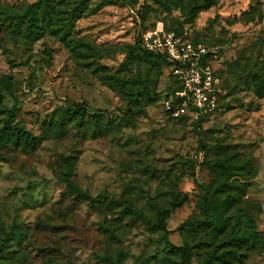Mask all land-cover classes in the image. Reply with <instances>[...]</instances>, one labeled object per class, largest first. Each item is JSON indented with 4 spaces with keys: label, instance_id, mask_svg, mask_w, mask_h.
Masks as SVG:
<instances>
[{
    "label": "rangeland",
    "instance_id": "rangeland-1",
    "mask_svg": "<svg viewBox=\"0 0 264 264\" xmlns=\"http://www.w3.org/2000/svg\"><path fill=\"white\" fill-rule=\"evenodd\" d=\"M40 1L38 16L51 15V25L41 24L43 36L10 38L2 19ZM204 1L0 0V127L12 108L10 93L21 103L15 122L40 138L35 152L0 160L2 264H179L164 258L163 233L126 214L154 218L176 199L169 241L189 244L192 264H219L211 251L227 234L200 221L206 188L210 209L226 199L222 188L231 175L214 171L218 160L250 170L235 179V192L227 191L236 194L226 211L228 232L246 230L248 214L264 231V0H211L199 8ZM159 26L187 29L217 49L211 69L221 93L201 122L165 113L162 97L178 86L168 61L156 65L139 50L131 53L139 36ZM144 89L150 96L133 107L131 94ZM80 102L89 108L82 129L68 114L69 104ZM67 158L75 183L106 197L100 210L62 198ZM242 253L249 256L232 264H264V254Z\"/></svg>",
    "mask_w": 264,
    "mask_h": 264
},
{
    "label": "trees",
    "instance_id": "trees-1",
    "mask_svg": "<svg viewBox=\"0 0 264 264\" xmlns=\"http://www.w3.org/2000/svg\"><path fill=\"white\" fill-rule=\"evenodd\" d=\"M210 2L211 0H205L202 5L199 6V8L209 7ZM42 3L43 1H40L38 4H34L29 7L27 10L17 13H10L9 16H6L2 19L4 21H1V27L4 29L7 35L11 34L9 36L10 38L12 37V39V35L17 33L20 34V36L22 35L26 40H39L43 36L44 32V27L41 25L42 22L48 20V24L51 25L50 14H45L43 18L38 16L37 9ZM191 12L194 14L195 10H192ZM8 21L9 23H7ZM165 29L177 34L182 33L184 30ZM194 40L201 42L195 37ZM136 42L137 45L135 47H131V53H135L139 50V52L143 53L147 59L153 60L156 65H159V61H168L166 56L155 54L144 49L141 44V36L137 38ZM68 45L70 48H74V40H71ZM168 64L173 68V65L170 62ZM175 79L178 85L177 88L174 89V91L167 92L162 97L163 101L169 99L171 96L175 95L176 92L181 90V84L176 76ZM6 90L8 91V87H6ZM8 94V97L13 104L11 110L8 112L6 121L2 127H0V160L5 159L8 155L18 151L35 152L38 149L40 143L39 137L34 136L31 132L20 127L15 122V116L21 107V103L12 94ZM5 95V90H0V99H2V97ZM149 96V89L133 92L131 94V98L133 99V107L139 108L141 105L140 99ZM69 106V118L72 120L76 119L79 128L82 129L85 123V117L89 112V108L85 102L71 103ZM178 120H185V118ZM198 124L199 123H197V125ZM231 161L232 160H218L213 165L214 171L219 172L220 170H225L226 173L231 175L227 180L225 187L222 188V190H224L223 192L226 193L225 201L219 207L216 206L214 209H210L208 204L210 188H206L208 194H205L201 202V211L203 217L200 221L209 224L215 228L217 233H220L221 235L227 234V238H224L223 241L218 243L216 246L213 244L215 248L211 251V256L214 257L219 262V264H232L234 260L243 261L244 259L242 257L247 258L249 256L247 253H242V251L245 250L252 251V254H264V231L259 228V218L252 217L250 214H248L246 230L235 232V227H233L231 231L228 232L229 221L231 220V217L226 214V211L231 208L234 202H236V194H230L227 191L235 192L239 188L235 179L237 177H242L245 171L250 172V170L246 168L247 165L231 163ZM64 166L65 170L63 171V176L60 178V181L64 186V190L61 194L63 199L74 200L76 202L83 201L92 211H98L101 209V207H103V205L105 206L107 204L105 200L106 197H104L103 194L93 197L90 192L84 190L75 183L73 180V161H71L70 158L65 159ZM174 202L175 203L173 205L168 207L162 209L157 208L154 218H150L142 212L133 209H131L129 213L126 214L136 217L140 221L146 222L149 225H152L154 231L163 233V241H166V249L164 250L163 254L165 259L171 260L175 258L179 260V264H192V247L189 244H184L180 247H177L168 239V221L173 211L180 205V202H178L177 199ZM124 217L125 212H122L120 214V219L123 220ZM235 225H239V222H237ZM51 228L57 229L59 228V225H52ZM38 252H41L42 255L49 254L47 249H42ZM3 256L4 253L0 248V264L3 262ZM50 261L54 264H60L55 259H50Z\"/></svg>",
    "mask_w": 264,
    "mask_h": 264
},
{
    "label": "built area",
    "instance_id": "built-area-1",
    "mask_svg": "<svg viewBox=\"0 0 264 264\" xmlns=\"http://www.w3.org/2000/svg\"><path fill=\"white\" fill-rule=\"evenodd\" d=\"M141 44L149 52L166 56L181 84V90L163 101L165 113L176 120L199 122L216 111L221 93V80L211 69L218 59L216 48L195 41L187 29L177 34L160 26L143 33Z\"/></svg>",
    "mask_w": 264,
    "mask_h": 264
}]
</instances>
